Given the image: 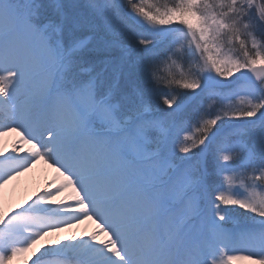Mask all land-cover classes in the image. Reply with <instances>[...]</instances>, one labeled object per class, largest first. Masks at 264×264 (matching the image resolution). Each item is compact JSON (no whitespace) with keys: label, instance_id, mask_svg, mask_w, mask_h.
Instances as JSON below:
<instances>
[{"label":"snow or ice","instance_id":"snow-or-ice-1","mask_svg":"<svg viewBox=\"0 0 264 264\" xmlns=\"http://www.w3.org/2000/svg\"><path fill=\"white\" fill-rule=\"evenodd\" d=\"M10 133L0 264H264V0H0Z\"/></svg>","mask_w":264,"mask_h":264},{"label":"bare ground","instance_id":"bare-ground-1","mask_svg":"<svg viewBox=\"0 0 264 264\" xmlns=\"http://www.w3.org/2000/svg\"><path fill=\"white\" fill-rule=\"evenodd\" d=\"M16 138L17 137L14 133L0 137V148H4L7 152L11 149ZM54 176L55 173L46 165L41 163L34 167L30 172L25 173L15 180L9 181L3 189H0V198H2L5 207H14L17 203H22L26 198H29L36 191L43 189L46 183L53 179ZM91 224V221H86L79 227L45 237L40 243L46 244L55 240L64 239L65 236H70L72 234L79 236L81 233L91 232L93 231L91 230ZM28 255H31V253ZM20 264H23V258L21 259ZM235 264L239 263L236 261ZM247 264H250V262Z\"/></svg>","mask_w":264,"mask_h":264},{"label":"rangeland","instance_id":"rangeland-1","mask_svg":"<svg viewBox=\"0 0 264 264\" xmlns=\"http://www.w3.org/2000/svg\"><path fill=\"white\" fill-rule=\"evenodd\" d=\"M64 238V237H63ZM61 240H63V239H61ZM239 264H247L248 263V261H243V260H238L237 261Z\"/></svg>","mask_w":264,"mask_h":264}]
</instances>
